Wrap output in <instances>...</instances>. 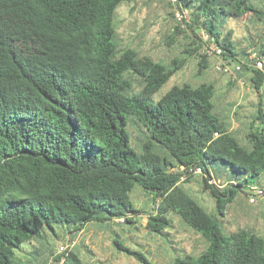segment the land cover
Here are the masks:
<instances>
[{"label": "trees", "instance_id": "obj_1", "mask_svg": "<svg viewBox=\"0 0 264 264\" xmlns=\"http://www.w3.org/2000/svg\"><path fill=\"white\" fill-rule=\"evenodd\" d=\"M135 1L0 0V264H23V244L51 240L56 264H94L91 249L76 245L90 224L113 234L119 254L155 264L124 235L140 230L146 212L136 192L154 204L149 235L172 245L178 219L203 241L196 254L172 246L171 264H264V234L240 228L227 236L217 217L240 194L264 189V68H252L249 55L254 49L264 62V30L243 42L231 27L264 24V8L256 0H177L190 16L182 27L170 2L151 0L173 10L171 44L183 40L184 57L165 63L118 42V10ZM202 32L222 48L223 62H240L238 75H248L257 96L249 115L220 110L209 82L164 91L188 59L200 75L217 72L220 61L203 53ZM208 163L230 174L212 178ZM193 167L202 168L217 214L184 187ZM66 238L76 246L59 253Z\"/></svg>", "mask_w": 264, "mask_h": 264}, {"label": "rangeland", "instance_id": "obj_2", "mask_svg": "<svg viewBox=\"0 0 264 264\" xmlns=\"http://www.w3.org/2000/svg\"><path fill=\"white\" fill-rule=\"evenodd\" d=\"M256 2L264 8V0H256ZM172 12L169 4L155 3L151 0H137L134 3L122 5L118 10L116 19L119 44L165 63H169L175 57L183 58L184 55L181 53L183 40L177 37L174 43L171 44L170 41L177 25L171 16ZM231 27L235 31L236 39H242L243 42L248 38L249 31L254 35H259L261 30H264L263 23L251 20L241 21L238 25L232 24ZM198 70V62L194 59H188L186 68L175 76L169 85L164 87V91L173 84L209 82L216 86V103L220 110L224 112L231 109L230 116L234 110L242 112L246 109L247 112L245 113L250 114L253 109L252 103L257 100V96L248 85V75L245 74L242 77L238 75L237 80H233L231 77L213 70L200 75ZM237 127L238 123L233 120V128L236 129ZM133 134L135 135V133ZM208 169L211 177L215 179H226L227 174H230L224 166L214 163H208ZM204 176V174L195 173L188 175V182H184V187L203 204L208 212L216 213L213 197L209 192L203 191ZM259 182L264 185V174ZM250 184H258L257 179L250 181ZM248 192L251 190L249 189ZM135 197L137 208L146 210V212L139 216L140 220L135 226H138L140 230L124 234L130 245H133V240L138 245H142L134 247L143 250L155 264H171L175 254L172 246L178 251L183 249L195 254L202 250L203 241L200 236L188 229L178 219H175V228L169 231V238L173 241L172 245H169L160 236L149 235L146 226L149 219L148 214L152 211L154 204L144 196L139 197V192H136ZM227 206L225 216L217 215L218 225L225 235L228 236L230 232L240 228L264 234V194L257 198L256 203H250L248 196L240 194ZM118 231L121 232V229ZM112 239L113 234L111 232L96 224H90L76 239V245L84 243L87 249H91L94 264H139L134 259L119 254L120 251L113 245ZM57 245L53 240L50 241L49 245H40V243L32 241L23 244L21 249L17 250V255L23 260V264H56L51 249L56 248ZM90 254L91 252L85 248L81 249V255L84 259H87Z\"/></svg>", "mask_w": 264, "mask_h": 264}, {"label": "built area", "instance_id": "obj_3", "mask_svg": "<svg viewBox=\"0 0 264 264\" xmlns=\"http://www.w3.org/2000/svg\"><path fill=\"white\" fill-rule=\"evenodd\" d=\"M157 1L158 2H170L175 7L174 12H175L176 22L182 27H186L185 23L190 20L189 11L177 9L176 7L177 0H157ZM201 36L203 37V40L205 42L209 43L208 47L205 48L203 53L211 57H217L220 61L218 64H216V67H215L216 71L226 76L231 77L233 80H237L238 73L242 70L241 63L233 62L231 64H228V63L223 62L222 59L220 58L222 55V48L218 44L211 42L209 35L206 34L205 32H202ZM249 55H250V61H251L250 66L254 69L262 70L264 68V62L261 59L260 55L257 53V51H255L254 49H251L249 50ZM180 170L184 171V168L182 167ZM190 171L195 174H204L201 167H193ZM186 177H187V174H185L184 172V175L181 177V181H184ZM209 183L213 184V186L214 185L218 186L217 188L223 187L221 182L217 180L212 179L210 180ZM250 190L251 192H249L250 194L248 196L250 203H256L257 198L264 194V189L259 188V187H253ZM115 221L116 223H123L125 219L124 217H122V218H117ZM74 246H75V242L71 240L70 238H67L66 243L60 247L59 253H64L66 251H69Z\"/></svg>", "mask_w": 264, "mask_h": 264}, {"label": "crops", "instance_id": "obj_4", "mask_svg": "<svg viewBox=\"0 0 264 264\" xmlns=\"http://www.w3.org/2000/svg\"><path fill=\"white\" fill-rule=\"evenodd\" d=\"M260 185H261L262 187H264V185H262L261 183H260ZM223 187H224V186H223ZM80 235H81V234H80ZM66 240H67V238H66ZM66 240H65V241H66ZM74 242L76 243V241H74Z\"/></svg>", "mask_w": 264, "mask_h": 264}]
</instances>
